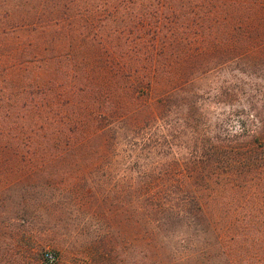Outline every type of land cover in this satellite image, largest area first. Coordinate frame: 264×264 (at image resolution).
Masks as SVG:
<instances>
[{
  "label": "rangeland",
  "instance_id": "rangeland-1",
  "mask_svg": "<svg viewBox=\"0 0 264 264\" xmlns=\"http://www.w3.org/2000/svg\"><path fill=\"white\" fill-rule=\"evenodd\" d=\"M117 1L0 0V264H141L144 173L173 163L235 155V176L191 183L208 211L226 185L264 218V0L178 9L171 83L96 71L137 54L160 2Z\"/></svg>",
  "mask_w": 264,
  "mask_h": 264
},
{
  "label": "trees",
  "instance_id": "trees-1",
  "mask_svg": "<svg viewBox=\"0 0 264 264\" xmlns=\"http://www.w3.org/2000/svg\"><path fill=\"white\" fill-rule=\"evenodd\" d=\"M114 1L119 7V2ZM207 1L145 2L142 6L143 10H146L143 15L146 24L144 26L146 36L143 38L146 41L133 42L137 54H130L131 60L123 64L117 62L118 58L113 57V60L110 58L114 67H108L105 63L96 71H99L100 75L103 74L104 78L111 69L120 72L119 67H123L131 72L134 71L133 73H136L138 77L140 75L146 79L151 76H162L166 82L171 83L173 81L171 70L173 69L171 59L173 45L170 39L174 38V24L178 20L185 24L190 19L187 14L179 18L178 9H184L187 13L189 8L198 6L204 8L211 3V0L208 3ZM133 15L136 17V14ZM170 23L171 28H169ZM99 87L98 89H102ZM82 112L83 115L87 114L86 110ZM100 114L106 116L105 113ZM78 122L79 120L75 121L77 124ZM82 123L85 127L87 123L85 116ZM223 156H219L220 162L227 167L216 174L213 172L211 159L202 171L178 173L174 169L176 173L173 171L172 175V168L178 164L173 163L170 168L144 173L142 215L143 242L146 247L139 254L141 264H264V218H255L250 211H246L247 217H241L242 211L236 202V188L226 185L221 188V191L226 194V197L229 193L231 200L223 201L222 198L215 197V202L213 200L207 203L206 206L210 208L208 211L200 201L196 189L202 185L191 183L201 179L215 180V177L223 174L235 176L237 165L235 155ZM172 179L176 182L172 183ZM160 180L162 184H158ZM152 182H156L155 186H152ZM113 240H115L114 237L108 236L100 242L104 248H108ZM56 256L58 259V254ZM57 262L58 260L55 264Z\"/></svg>",
  "mask_w": 264,
  "mask_h": 264
},
{
  "label": "built area",
  "instance_id": "built-area-1",
  "mask_svg": "<svg viewBox=\"0 0 264 264\" xmlns=\"http://www.w3.org/2000/svg\"><path fill=\"white\" fill-rule=\"evenodd\" d=\"M45 260H46L45 264H55V262L57 261V257L53 253H47L45 255Z\"/></svg>",
  "mask_w": 264,
  "mask_h": 264
}]
</instances>
